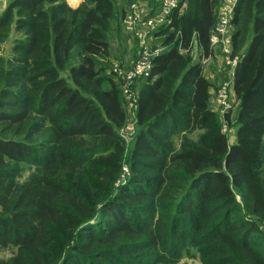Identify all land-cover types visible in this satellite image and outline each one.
I'll list each match as a JSON object with an SVG mask.
<instances>
[{
	"label": "trees",
	"instance_id": "obj_1",
	"mask_svg": "<svg viewBox=\"0 0 264 264\" xmlns=\"http://www.w3.org/2000/svg\"><path fill=\"white\" fill-rule=\"evenodd\" d=\"M221 3L182 0L154 33L164 49L149 79L135 84L129 142L120 131L125 99L105 74L115 1L7 0L0 12V249L15 252L0 264L168 263L185 242L203 264H264V173L257 170L264 0H239L231 20L232 56H239L238 106L226 115L233 142L212 106L203 64L216 50ZM120 11L123 24L128 8ZM26 164L31 172L21 180Z\"/></svg>",
	"mask_w": 264,
	"mask_h": 264
},
{
	"label": "built area",
	"instance_id": "obj_2",
	"mask_svg": "<svg viewBox=\"0 0 264 264\" xmlns=\"http://www.w3.org/2000/svg\"><path fill=\"white\" fill-rule=\"evenodd\" d=\"M181 1L160 0L159 8L155 10L151 4L149 6V0H133L124 17L123 25L138 40L140 53L130 67L117 63L113 72L119 79V88L125 102L133 109V113L138 93L134 89V85L142 84L149 79L153 67V57L163 50V48L154 47V33L159 27L169 21L172 12L179 7ZM238 1L222 0L217 14L216 25L211 35L213 48L225 55L227 62L232 66L229 79L219 86L216 95L217 110L224 120L223 131L228 135L233 133V129L226 121V115L234 109L235 105L232 100V90L234 87L235 68L239 62V56H232L231 20Z\"/></svg>",
	"mask_w": 264,
	"mask_h": 264
},
{
	"label": "rangeland",
	"instance_id": "obj_3",
	"mask_svg": "<svg viewBox=\"0 0 264 264\" xmlns=\"http://www.w3.org/2000/svg\"><path fill=\"white\" fill-rule=\"evenodd\" d=\"M83 1L84 0H69V2L71 4H73V5H71L72 7L73 6L77 7ZM114 1H115L117 9H119V10L116 13V18L113 22V27L109 33V38H110V41L112 44V56L110 59L111 60L110 64L107 67V72H105V74L111 78H114L116 81H119V79L116 76H114V72H113L115 64L121 63L127 67H130L132 65V63L139 56L140 45L138 43V40L134 36L126 34L125 30H123L124 28H122L123 27V24L121 21V15L122 14H121L120 10L127 9V8L129 9L130 0H114ZM4 2H5V0H0V6H1V3H4ZM159 5L160 4H158V6ZM149 6H150V0H149ZM151 6L155 10L158 9V6H157V8H156V6H153V5H151ZM0 12H1V10H0ZM123 22H124V20H123ZM14 37H15V33L12 32L10 35V38H9V40L5 46L6 50L9 49ZM155 42L153 44L154 47H158L157 40H155ZM222 57H223L224 61H222L223 69L221 70L220 76H218L216 79H213V77L210 78L211 81L215 84L214 85L215 92H214V97L212 98V106L215 108V110L220 115V117H221V114L217 110V100H216L217 90L222 83H224L226 80L229 79L230 72L232 69V66L229 64V62H227L226 56L222 55ZM136 88H137V85H135L134 89H136ZM232 100H233V102L235 101V97L233 95V90H232ZM234 104L235 105H234L233 112H235V109H236V101L234 102ZM125 105L127 106L126 111H127L128 119H127L124 127L121 128L120 131H121L122 135L126 138V140L130 142V141H132V139L136 133V125H135V120H134V115H133L134 114L133 109L131 107H129L126 102H125ZM221 120H223V118H221ZM225 120H226V118H225ZM223 122H224V120L222 121V125L224 124ZM230 127H232V126H230ZM193 136H196V133L193 134ZM229 136H230V142H233L234 141L233 140L234 134H231ZM124 169L122 170V173L120 175V181H117L114 184L115 190H117L119 188V186L124 182L123 171H125V173H126V171L129 169L127 163H125ZM257 170L261 174L264 173V158H263V161L261 162V164L259 165ZM30 172H31L30 165L26 164V169L24 170V173L21 177V180L26 179L28 177V175L30 174ZM262 231L264 234V227H262ZM184 244L186 245V247L183 250H181V251L178 250V252H176V256L178 257L176 259L177 261L168 262V263L161 262V263H157V264H203L200 253L193 246L187 245L186 242ZM188 248H190V250H191V252H189V253L186 252V249H188ZM14 252H15V250L13 248L0 249V257L1 258H9L10 256L13 255Z\"/></svg>",
	"mask_w": 264,
	"mask_h": 264
},
{
	"label": "crops",
	"instance_id": "obj_4",
	"mask_svg": "<svg viewBox=\"0 0 264 264\" xmlns=\"http://www.w3.org/2000/svg\"><path fill=\"white\" fill-rule=\"evenodd\" d=\"M69 2V0H68ZM70 3V2H69ZM82 3V2H81ZM7 5V0H5L4 3H1V6H0V10L2 11ZM70 5H73L70 3ZM2 7V8H1ZM75 7V6H73ZM123 28L126 32V34L128 35H131L124 27L123 25ZM156 40V38H154ZM153 40V41H155ZM158 42V47L160 48H163L164 47L162 46L161 44V41L157 40ZM156 43V42H155ZM154 44V42H153ZM193 56L195 58H197L199 56V49H198V46H197V43H195L194 45V49H193ZM222 61L223 60V57H222V54L220 53L219 50H214V55L208 57V58H205L203 59V64H204V74L206 75V77L211 81L210 78L213 77V79H216L218 76H220L221 74V70L223 69V64H222ZM212 82V81H211ZM213 83V82H212ZM214 84V83H213ZM215 85V84H214ZM141 88V87H140ZM214 92H215V87L213 86L212 89H211V93H212V98L214 97ZM233 95L235 97V101H236V108L238 106V102H237V98H236V93H235V90H234V87H233ZM234 101V102H235ZM214 108V107H213ZM215 109V108H214ZM235 135L233 136V140H235Z\"/></svg>",
	"mask_w": 264,
	"mask_h": 264
}]
</instances>
